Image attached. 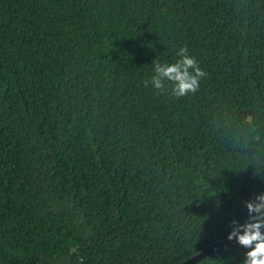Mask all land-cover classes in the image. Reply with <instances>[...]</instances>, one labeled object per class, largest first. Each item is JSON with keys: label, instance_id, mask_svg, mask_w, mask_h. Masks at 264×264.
I'll list each match as a JSON object with an SVG mask.
<instances>
[{"label": "trees", "instance_id": "obj_1", "mask_svg": "<svg viewBox=\"0 0 264 264\" xmlns=\"http://www.w3.org/2000/svg\"><path fill=\"white\" fill-rule=\"evenodd\" d=\"M262 193L264 0H0V264H180Z\"/></svg>", "mask_w": 264, "mask_h": 264}, {"label": "clouds", "instance_id": "obj_2", "mask_svg": "<svg viewBox=\"0 0 264 264\" xmlns=\"http://www.w3.org/2000/svg\"><path fill=\"white\" fill-rule=\"evenodd\" d=\"M175 63H155L154 75L150 81L153 88L164 91L165 81L172 85V95L177 98L195 93L199 89L200 80L207 74L186 48L177 52ZM249 212L248 219L243 224L233 221V230L227 239H236L238 243L250 249L245 253L244 264H264V193L246 202ZM255 213L256 215H252Z\"/></svg>", "mask_w": 264, "mask_h": 264}, {"label": "water", "instance_id": "obj_3", "mask_svg": "<svg viewBox=\"0 0 264 264\" xmlns=\"http://www.w3.org/2000/svg\"><path fill=\"white\" fill-rule=\"evenodd\" d=\"M262 232H264V229H261ZM239 244L238 241L234 238L232 240L224 239V240H218L211 244H209L203 251L199 252L198 254L192 256L191 258L187 259L186 261L180 263V264H195L205 258L206 256L222 250L226 247Z\"/></svg>", "mask_w": 264, "mask_h": 264}]
</instances>
